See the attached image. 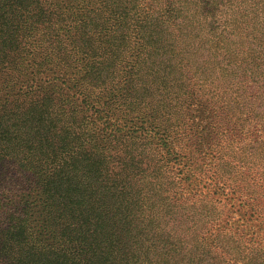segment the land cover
Instances as JSON below:
<instances>
[{
	"label": "trees",
	"instance_id": "1",
	"mask_svg": "<svg viewBox=\"0 0 264 264\" xmlns=\"http://www.w3.org/2000/svg\"><path fill=\"white\" fill-rule=\"evenodd\" d=\"M15 194L0 264H264V0H0Z\"/></svg>",
	"mask_w": 264,
	"mask_h": 264
},
{
	"label": "rangeland",
	"instance_id": "2",
	"mask_svg": "<svg viewBox=\"0 0 264 264\" xmlns=\"http://www.w3.org/2000/svg\"><path fill=\"white\" fill-rule=\"evenodd\" d=\"M21 198H22V196L20 194H15V197H13V199L11 200V201H13L12 204H11V207H9V208H6V207L3 206V204L5 203L4 201H2V202L0 201V233H1V230L6 228L7 219H6L5 216L9 215V213H6V212L9 211L13 206L14 207H20L18 205V203H16V201L21 200ZM30 200H32V199H30ZM32 210H33L32 216L29 217V218H30V221L33 224H35L36 221H37V216L39 215V211L33 205H32ZM16 215H17V213L14 216H16ZM0 238H1V234H0ZM4 251H6L5 248L0 250V254H3ZM3 264H7V263L3 261Z\"/></svg>",
	"mask_w": 264,
	"mask_h": 264
}]
</instances>
